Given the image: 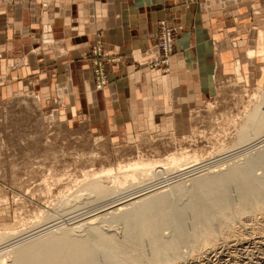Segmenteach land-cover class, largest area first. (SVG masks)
<instances>
[{"label":"crops","instance_id":"obj_1","mask_svg":"<svg viewBox=\"0 0 264 264\" xmlns=\"http://www.w3.org/2000/svg\"><path fill=\"white\" fill-rule=\"evenodd\" d=\"M163 19L177 30L168 72L154 66ZM99 41L120 62L107 65L109 84L96 92L89 54ZM0 68L4 96L39 80L60 85L62 100L119 138L132 141L159 123L169 135H186L192 112L220 81L248 87L262 80L264 0L0 2Z\"/></svg>","mask_w":264,"mask_h":264},{"label":"rangeland","instance_id":"obj_2","mask_svg":"<svg viewBox=\"0 0 264 264\" xmlns=\"http://www.w3.org/2000/svg\"><path fill=\"white\" fill-rule=\"evenodd\" d=\"M45 41H49L47 36ZM58 86L39 80L9 96L0 91V237L5 244L0 247V255L6 259L5 264L14 261L17 249L40 243L46 237L61 235L64 231L74 238L90 241L88 237L94 227L118 241L117 244L127 243L130 256L145 263L152 257L151 246L148 242L140 243L136 238H129L136 232L134 229L140 222L141 209L129 214L133 208L128 207L114 215L110 208L125 201L128 203L133 197H125L135 191L171 183V198L182 205L188 197L179 195L178 187L179 190L189 189L192 186L189 180L203 175L208 168L206 165H222L227 170L230 166L244 165L257 154V149L262 147L259 150H264V145L251 147L255 145L249 138L241 143L247 112L262 104L261 114L264 107L261 91L264 73L257 86L242 87L235 81H220L212 98L192 112L189 134L169 135L163 132L159 123L152 130L139 133L132 141L124 135L119 138L115 129H107L102 125L104 121L91 113L87 116L83 112V121L81 108L69 106L62 100ZM94 90L101 91L96 79ZM173 156L183 159L180 165L197 159L198 166L206 168L196 172L197 175L179 177L182 172L178 171L180 166L170 161ZM134 161L168 162L167 165L172 166L168 165L166 172L153 174L148 180L129 181L118 189H115L114 182V185L110 183L112 180L104 179L115 189L113 194L104 197L85 190L92 180L85 173L113 168L117 175L120 165ZM255 173L263 175L261 170ZM116 200L119 203L107 206ZM9 232H12L10 237ZM170 233L164 231L166 236ZM97 244V240L91 243L93 246ZM260 252L256 250V253ZM94 264H110L109 257L98 251ZM212 264L221 263L214 259Z\"/></svg>","mask_w":264,"mask_h":264},{"label":"bare ground","instance_id":"obj_3","mask_svg":"<svg viewBox=\"0 0 264 264\" xmlns=\"http://www.w3.org/2000/svg\"><path fill=\"white\" fill-rule=\"evenodd\" d=\"M261 91L264 95V88ZM261 107L262 104L247 112L248 119L242 127L241 143L249 138L255 145L251 147L256 148L264 145V116L259 114ZM259 149L244 165L230 166L227 170L222 165H206L208 168L203 175H191L189 181L192 186L185 190L177 189L179 195L188 197L182 205L172 200L171 183L160 188L153 189V186L135 191L125 197H133L128 203L121 201L110 208L114 210V215L128 207L133 208L129 214L137 208L141 209L140 222L134 229L136 232L129 238H136L140 243L148 242L151 246L152 257L145 263L130 256L126 242L117 244L118 241L116 243L94 227L88 237L90 241L74 238L64 231L61 235L46 237L40 243L19 248L14 252L15 259L11 264H94L98 251L109 257L110 264H212L214 259L221 264H264V150ZM170 161L180 166L178 171L182 174L179 177L195 175L206 168L198 166L197 159L183 165H180L183 159L179 156H173ZM163 163L134 161L120 165L117 175L113 173V168L90 171L85 173L92 178L85 190L104 197L126 182L148 180L153 174L166 172L170 164ZM257 170H261L263 175H257ZM104 179L112 180L110 183L116 184L115 189ZM117 202L119 200L107 206ZM91 218L94 219L93 216ZM165 230L171 232L170 236L164 234ZM93 240H97V246L91 245ZM2 241L0 237V247L4 244ZM256 250L263 251V254L260 252L261 257ZM5 260L0 255V264H5Z\"/></svg>","mask_w":264,"mask_h":264},{"label":"built area","instance_id":"obj_4","mask_svg":"<svg viewBox=\"0 0 264 264\" xmlns=\"http://www.w3.org/2000/svg\"><path fill=\"white\" fill-rule=\"evenodd\" d=\"M0 2L6 6L13 5L15 0H0ZM158 38L157 44L161 52V60L154 66L162 65L163 69H169L172 61V57L176 51L177 45V30L167 25L166 20L159 21L158 26ZM91 61H93V73L95 75L96 84L98 89L105 87L109 83V75L107 72V65L120 62L119 58H110L103 46L99 41L93 45L90 51ZM166 70V71H167ZM261 115L264 116V107L262 108Z\"/></svg>","mask_w":264,"mask_h":264}]
</instances>
